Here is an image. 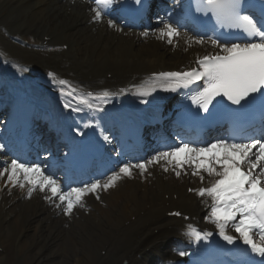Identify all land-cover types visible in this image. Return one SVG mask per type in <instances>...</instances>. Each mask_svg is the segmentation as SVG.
Listing matches in <instances>:
<instances>
[{
	"label": "bare ground",
	"instance_id": "bare-ground-1",
	"mask_svg": "<svg viewBox=\"0 0 264 264\" xmlns=\"http://www.w3.org/2000/svg\"><path fill=\"white\" fill-rule=\"evenodd\" d=\"M93 8L75 0H0V26L8 30L10 37L32 34L39 40L50 38V45H67L66 51L62 49L45 55L13 47L6 41L0 43V60L8 67L5 78L9 72L12 76H33L35 80L31 87L39 89L38 99H54L50 96L66 99L64 97L71 91L60 83L61 88L53 89L51 81L63 80L58 77L61 74L66 78L78 76V80L88 87H99V93L124 94L129 95L130 100L140 101L153 95L151 92L142 97L140 91L158 90L164 86L160 73L186 69L210 46H189L179 37L173 38V43L169 44L166 37H159V30L150 37L122 30L115 23V27H109L104 17L100 20L93 18ZM2 71L0 68V78ZM49 72L54 78L49 77ZM108 72L112 73V79L98 77ZM47 79L48 83L45 82ZM105 86H121L122 89L110 91L105 90ZM133 173L139 176L126 180L128 184L103 190L99 200L94 194L89 195L79 205L85 209L88 201L94 212L74 207L69 217L47 208L40 198L39 188L27 196L28 200L15 202L17 196L27 193L28 185L23 189L19 186L5 188L6 193L10 189L13 192L6 197L0 195V245L15 246L17 263L22 264H39L42 259L51 261L50 264H146L147 257L142 252L145 248H151L158 255L164 254L161 257L167 255L168 251L164 250L168 237L181 233L173 228L174 223L179 222L165 218L164 213L175 208L171 206H177L188 210L193 218H197L200 212L204 215L207 199L200 201L180 188L191 182L208 186L211 177L202 183L199 177L196 181L197 177L192 176L194 181L190 182L183 173L177 177L170 167L168 172L163 171L144 182L139 170ZM105 201L107 206L102 208L100 204ZM4 205H8L6 211L2 210ZM131 216H135L133 221ZM46 220L49 222L45 223ZM126 222H129L128 226ZM46 227L45 234L42 229ZM118 228L122 229L116 237ZM52 242L54 248L49 247ZM105 244L109 247L105 257H101L100 249ZM158 244L164 245L163 251L159 250ZM5 261L6 257L0 253V263Z\"/></svg>",
	"mask_w": 264,
	"mask_h": 264
},
{
	"label": "snow or ice",
	"instance_id": "snow-or-ice-1",
	"mask_svg": "<svg viewBox=\"0 0 264 264\" xmlns=\"http://www.w3.org/2000/svg\"><path fill=\"white\" fill-rule=\"evenodd\" d=\"M94 2L97 7L92 9L95 13L93 18L100 20L102 15L111 14L117 0ZM135 2L141 8L144 6V0ZM101 8L107 11L102 13ZM196 11L211 14L207 23L214 34L218 26L238 30L240 35L235 41L223 39L220 35L215 38L208 36L205 39V33L201 31L194 35L185 33L182 36L176 26L178 19L166 22L161 18L163 27L159 29L158 35L160 38L166 37L169 44L173 43V38L179 37L189 46L210 43L213 49H218L215 53L198 56L195 61L197 67L188 71L160 73L159 76L164 78L163 90L176 92L179 88L196 85L192 103L205 113L210 112V106L215 107L217 97L226 99L231 105L240 106V109L253 105L264 109V0L259 16L249 10L247 0H199ZM213 19L215 25L210 24ZM198 23L205 24L199 20ZM108 26L115 27L111 19L108 20ZM147 34L142 33L145 36ZM48 75L54 78L53 73L49 72ZM199 82H202V85ZM59 83L67 84L65 80H60ZM74 91L73 89L67 94L71 96ZM152 91H155V88L140 91L139 95L147 97ZM104 95L107 96V93ZM87 97L100 99L93 96L92 92H89ZM88 98L81 97L79 102L88 109L103 110L99 104H93ZM101 102L109 103L107 99ZM141 103H144V100H141ZM63 106L72 112L83 110L79 106H73L71 101L65 102ZM230 111L238 112L239 109ZM104 139L108 141L109 138L105 136ZM3 148L4 145H0V149ZM161 162H164L163 171L168 172L171 166L177 177L182 173L187 175L188 168L192 169L191 174L198 176L202 183L205 180L204 173L211 177L209 186L189 191H194L198 197L210 199V220L215 224L223 241L234 245L239 239L247 246L252 256L247 258L246 264H264V128L259 136L244 139L220 137L211 143L181 142L179 146H170L157 152L146 162L124 164L104 183L97 180L83 187H73L69 192H62V185L52 175H45V169L40 164H30L19 158L12 159L10 164L6 163L0 170V177L7 174L6 184L10 183L13 187L19 186L23 189L27 184L29 196L37 188L41 192L47 190L51 193L45 197L50 202L58 196L60 203L56 206L63 205L64 214L69 215L87 194L97 193L100 189L107 191L115 186L121 176L130 177L133 169H139L140 174H143L149 165ZM172 215L179 216L181 213L175 212ZM229 227H232L238 236L228 234ZM186 234L196 241L212 235L211 232L202 234L191 225L188 226ZM178 254L186 255L184 251H179ZM244 255L247 256V251Z\"/></svg>",
	"mask_w": 264,
	"mask_h": 264
},
{
	"label": "rangeland",
	"instance_id": "rangeland-1",
	"mask_svg": "<svg viewBox=\"0 0 264 264\" xmlns=\"http://www.w3.org/2000/svg\"><path fill=\"white\" fill-rule=\"evenodd\" d=\"M8 42H10L11 44H13L12 43V41H8ZM60 47L59 46H56V47H52V48H49L48 50H36L35 52H39V54H45V55H47V54H49V53H53V52H55L57 49H59ZM30 50V49H29ZM11 257V256H10ZM13 260H11L10 259V263L12 262ZM15 261V260H14Z\"/></svg>",
	"mask_w": 264,
	"mask_h": 264
}]
</instances>
